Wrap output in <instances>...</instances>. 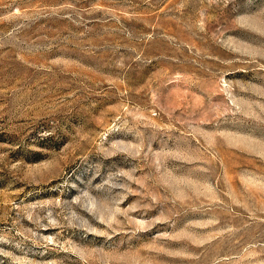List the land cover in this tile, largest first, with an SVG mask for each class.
I'll return each mask as SVG.
<instances>
[{"label": "rangeland", "instance_id": "rangeland-1", "mask_svg": "<svg viewBox=\"0 0 264 264\" xmlns=\"http://www.w3.org/2000/svg\"><path fill=\"white\" fill-rule=\"evenodd\" d=\"M0 264H264V0H0Z\"/></svg>", "mask_w": 264, "mask_h": 264}]
</instances>
